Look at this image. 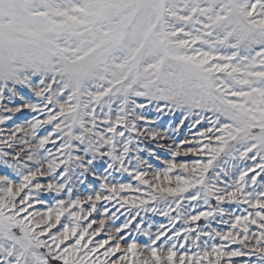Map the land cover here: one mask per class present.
<instances>
[{
    "label": "rangeland",
    "instance_id": "374dc122",
    "mask_svg": "<svg viewBox=\"0 0 264 264\" xmlns=\"http://www.w3.org/2000/svg\"><path fill=\"white\" fill-rule=\"evenodd\" d=\"M0 264H264V0H0Z\"/></svg>",
    "mask_w": 264,
    "mask_h": 264
}]
</instances>
